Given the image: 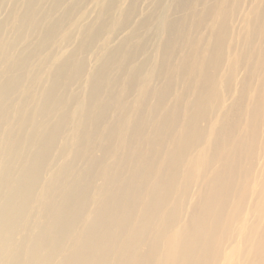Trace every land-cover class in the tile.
<instances>
[{
  "label": "bare ground",
  "instance_id": "bare-ground-1",
  "mask_svg": "<svg viewBox=\"0 0 264 264\" xmlns=\"http://www.w3.org/2000/svg\"><path fill=\"white\" fill-rule=\"evenodd\" d=\"M45 1L0 25V264H264V0Z\"/></svg>",
  "mask_w": 264,
  "mask_h": 264
},
{
  "label": "rangeland",
  "instance_id": "rangeland-1",
  "mask_svg": "<svg viewBox=\"0 0 264 264\" xmlns=\"http://www.w3.org/2000/svg\"><path fill=\"white\" fill-rule=\"evenodd\" d=\"M28 1L29 0H0V25H4L6 21L12 16V13L14 11H27L28 7L25 6V4L28 3ZM110 1L111 0H65L61 8L57 12H54L55 15L53 14V12L48 13L53 15L55 19L61 20L63 18H66V14L69 12V17L67 19L71 18V21H64L61 26L66 27L67 30L74 29L77 26H83L84 29L97 23L98 17L104 13V6L107 5ZM133 1L134 0H126L122 5V9H128ZM154 1L155 0H136L138 5V13L133 20V23L131 25L132 28L136 27L139 22H141L146 16L150 15L153 12ZM52 3L53 0H46L41 7L42 12H45V10L47 11L51 7ZM15 24L18 25V22H16ZM11 30V26H8L5 29V34L6 36H8V42L13 39ZM128 31L129 30H127V28L123 31H120L119 34H117L116 37L111 40V44H108V48L113 49L115 46H117L127 35ZM32 37L34 38L35 43L39 38V34L34 33ZM82 42L83 35L82 33H78L72 43L63 45L57 49V53H55L57 61L61 62L69 58L76 52L78 46ZM51 52L54 53L53 48L47 49L46 53L41 56V59L44 62L49 63L51 60ZM95 66L96 61H93L91 58L88 64V70H93ZM77 89V86L73 87V90Z\"/></svg>",
  "mask_w": 264,
  "mask_h": 264
}]
</instances>
